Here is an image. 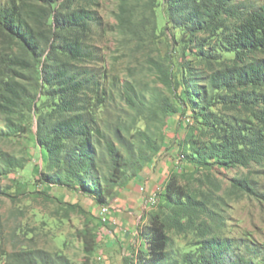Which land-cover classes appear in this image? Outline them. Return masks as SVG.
Here are the masks:
<instances>
[{"label":"trees","instance_id":"1","mask_svg":"<svg viewBox=\"0 0 264 264\" xmlns=\"http://www.w3.org/2000/svg\"><path fill=\"white\" fill-rule=\"evenodd\" d=\"M91 2L9 0L0 6V39L9 51L0 53V138H21L36 126V142L47 153L40 182L81 192L111 212L107 206L119 192L157 162L168 145V118L180 113L187 132L181 158L160 193L159 213L142 229L148 249L126 264H264V256L254 257L259 250L248 247L246 254L221 237L207 222L208 196L201 199L179 179L189 174L181 162L209 172L264 167V3L149 0L155 17L161 8L165 30H175L183 54L193 53L206 66L199 71L181 64L179 79L172 63H155L164 85L175 91L171 97L108 80L96 70L94 33L102 24ZM224 54L233 57L222 59ZM27 163L0 148V178ZM234 182L235 188L251 185ZM171 231L195 233V249L171 259ZM78 236L81 264H93L97 230L87 223ZM12 257L15 264H76L42 250Z\"/></svg>","mask_w":264,"mask_h":264},{"label":"rangeland","instance_id":"2","mask_svg":"<svg viewBox=\"0 0 264 264\" xmlns=\"http://www.w3.org/2000/svg\"><path fill=\"white\" fill-rule=\"evenodd\" d=\"M8 1L0 0V6ZM236 2L261 5L264 0ZM94 3L89 6L97 11L102 24L94 33L99 58L94 65L108 80L114 77L122 83L131 81L139 91L149 93L159 90L172 97L175 91L171 92L164 85L155 63H172L179 79L181 64H191L199 71L205 69L204 63L199 62L193 53L188 52L187 56L183 54L184 45L176 42L172 36L175 30H165L166 22L161 17V8H155L158 15L155 17L149 0H128L126 3L124 0H94ZM7 50L8 47L2 49L0 39V53L9 54ZM227 57L233 55L221 56L222 59ZM184 121L180 113L168 118V145L163 151L166 157L171 153L173 158H181V143L187 133ZM0 148L28 160L25 170L12 173L8 178H0V264H15L12 255L34 250L61 253L74 263L81 264L84 253L78 233L87 223L95 227L99 235L93 264H126V258H135L136 249L124 257H121L120 252L118 255L109 253L106 256L101 251L105 242L100 233L105 224L99 219L98 210L101 211L103 206L93 204L94 200L81 192H71L40 182L39 175L47 167V153L36 142V126L31 133L21 138H0ZM180 165L189 172L179 178L180 183L201 199L208 196L211 201L208 205L211 218L207 222L217 228L221 237L233 240L236 250L246 254L249 253L248 247L259 250L260 254L254 257L262 259L264 167L251 164L209 172L196 171L188 163L181 162ZM169 177L167 175L162 188L156 191L151 208L146 210V224L161 209V194L165 192ZM235 180L250 182V188H235ZM69 205H76L80 209H71ZM107 207L112 210V205ZM138 229L142 236V224ZM169 236L171 259H181L186 252L195 249L194 244L199 241L198 236L191 232L177 234L171 231ZM142 239L141 249H148L147 241Z\"/></svg>","mask_w":264,"mask_h":264},{"label":"crops","instance_id":"3","mask_svg":"<svg viewBox=\"0 0 264 264\" xmlns=\"http://www.w3.org/2000/svg\"><path fill=\"white\" fill-rule=\"evenodd\" d=\"M175 169L176 159L171 153L166 157L162 152L154 165L142 171L140 179L132 181L119 192L110 212L116 223H108L100 233L105 242L101 251L106 253V256H109V253L118 255L120 252L121 257H124L135 249V254H138L143 243L138 228L140 224L142 229L146 225V210L151 208L155 193L162 188L167 175L170 176ZM92 203L96 204L93 201Z\"/></svg>","mask_w":264,"mask_h":264},{"label":"built area","instance_id":"4","mask_svg":"<svg viewBox=\"0 0 264 264\" xmlns=\"http://www.w3.org/2000/svg\"><path fill=\"white\" fill-rule=\"evenodd\" d=\"M98 217L103 220V224L116 223V219L112 218L111 213H107V211L98 210Z\"/></svg>","mask_w":264,"mask_h":264},{"label":"bare ground","instance_id":"5","mask_svg":"<svg viewBox=\"0 0 264 264\" xmlns=\"http://www.w3.org/2000/svg\"><path fill=\"white\" fill-rule=\"evenodd\" d=\"M101 211H107V213H110L109 208H106V209L102 208Z\"/></svg>","mask_w":264,"mask_h":264}]
</instances>
